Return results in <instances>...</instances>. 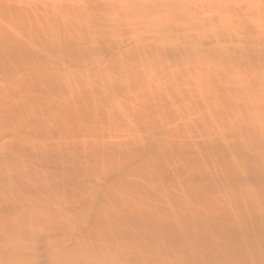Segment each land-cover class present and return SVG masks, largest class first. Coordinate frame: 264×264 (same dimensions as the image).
Wrapping results in <instances>:
<instances>
[{"label": "rangeland", "instance_id": "rangeland-1", "mask_svg": "<svg viewBox=\"0 0 264 264\" xmlns=\"http://www.w3.org/2000/svg\"><path fill=\"white\" fill-rule=\"evenodd\" d=\"M0 15L41 50L21 57L4 115L20 179L0 196V264H88L105 246L144 264L235 247L237 264H264L247 239L264 230V0H6ZM131 178L146 182L123 198Z\"/></svg>", "mask_w": 264, "mask_h": 264}, {"label": "bare ground", "instance_id": "bare-ground-1", "mask_svg": "<svg viewBox=\"0 0 264 264\" xmlns=\"http://www.w3.org/2000/svg\"><path fill=\"white\" fill-rule=\"evenodd\" d=\"M0 2L5 4L6 0H5V2H4V0H2ZM80 4H82V2ZM1 15H0V18H2ZM224 19H226V18H224ZM48 20L50 21V24L54 23L55 25L60 26L61 32L63 34L64 28H65V20L58 21L56 18H53L52 21L50 19H48ZM16 31H17L16 29H10L9 26L3 20H0V79L3 78L4 76L9 77L8 79L11 78L10 87L8 89H5V90L0 92V139L3 138L5 135H8L11 137V135L6 134L7 132H10L12 134L13 138L15 139V135H16V131H17L14 126H11L10 129L6 128L4 126V115H5V113H7L9 111L11 112L12 109H13V114H15L17 112L16 102H17V95H18L19 86H20L19 79L24 77V76L28 77L27 68L21 69V67L19 66V61L21 60L22 56H27V57L32 56L35 58L41 56V50L39 49L40 47H35V46H33L32 43H26L24 41H21V38H19V36L14 34ZM52 47H53L52 50H49L50 53H53L51 55L52 58H59L58 55L60 56L61 54H64V51L66 50L64 45L57 44V42H54L52 44ZM62 47H64L65 49ZM45 54H47V53L44 52V55ZM47 82H49V81H47ZM45 85L49 86L46 82H45ZM45 85L43 87H45ZM47 86H46V88H48ZM28 88H30V87H28ZM32 89H33V87H32ZM29 99H31V98H29ZM229 99H231V97ZM2 131H4V132H2ZM250 134H252V133H250ZM253 135H254V133H253ZM253 135H251V136H253ZM247 138H249V136ZM15 149L16 148H15L14 144L12 142H10V140L5 142V144L0 145V172L1 171L2 172L9 171V172H5V173L1 174L2 177H4V179H2L1 183H0V196H2L5 199H8V200H11V198H13L11 193H13L19 187L18 180L20 178L17 174V162H18L17 157L19 155H17ZM31 162H33V160H31ZM105 167H107V166H105ZM260 171L261 170L259 169V172ZM30 175H33V173ZM55 176H57V175H55ZM45 178H46V176H45ZM53 178H55V177H53ZM144 182H146V179L140 180V179H136V178H131L130 183L128 185H126L123 189L120 190L122 192L123 198H127L129 195H131L129 192L133 189H138V187L142 186V184ZM50 183H52V182H50ZM167 187H168L167 189H164L165 191L161 194V197H163L166 192L176 191L178 188V185H174V184L169 185L168 184ZM226 193H227V191H226ZM117 196H118V194L116 193L115 197H117ZM154 196H153V198H154ZM243 198H245V197H243ZM185 206H186V204H185ZM263 206L264 205H262V207ZM128 218H129V221H131V219L139 220V217H134L132 215V213L129 214ZM140 225L143 226V224H140ZM165 225H168V224H165ZM247 230H248L247 239L249 241L250 246L258 247L261 243L264 242V230L261 229V227L259 225L255 224L252 228H250L248 226ZM101 233H104V231L102 230ZM193 233L194 232H192L190 234L193 235ZM234 234H235V230L228 231L222 237V239L227 238V237L231 238V236H233ZM183 235L184 234H182L180 237L176 236V235H174L175 237H171L173 240V243L176 240L180 239ZM146 237L148 240H157V241H159L160 244L164 243L162 239L160 240L159 237L154 236V234L153 235H147ZM218 241H219V244L222 242L220 239H218ZM35 242H37V241L35 240ZM237 242H238V240H237ZM179 243H180V241H179ZM216 243H217V241L214 237V238H211L210 241H207L205 244H208L209 246L212 247V246H215ZM263 246H264V243H263L262 247ZM220 247H222V246H220ZM213 250H214V253H217V254L214 255L211 260L208 258L206 260L198 261L194 264H237L239 259H240L238 250L235 249V247H233V248L232 247L231 248L230 247L229 248H221V250H217V251L213 248L212 251ZM67 254H68V251H64L62 254L58 255L56 257V259L59 262H61L65 258L64 256ZM92 255L87 256L88 264H96L95 263L96 261L99 263V260L103 261V264H144V263H148V260H150L149 259L150 254L146 253L145 251H144V253H138V254L129 253L127 256L117 257V255H115V250L113 248L106 247V246H105V249L99 255L98 254H92ZM118 259H122L123 261L117 262Z\"/></svg>", "mask_w": 264, "mask_h": 264}]
</instances>
